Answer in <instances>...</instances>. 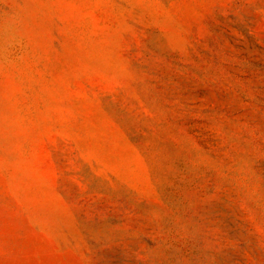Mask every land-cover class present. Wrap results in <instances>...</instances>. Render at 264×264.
Listing matches in <instances>:
<instances>
[{
    "label": "rangeland",
    "instance_id": "1",
    "mask_svg": "<svg viewBox=\"0 0 264 264\" xmlns=\"http://www.w3.org/2000/svg\"><path fill=\"white\" fill-rule=\"evenodd\" d=\"M0 264H264V0H0Z\"/></svg>",
    "mask_w": 264,
    "mask_h": 264
}]
</instances>
